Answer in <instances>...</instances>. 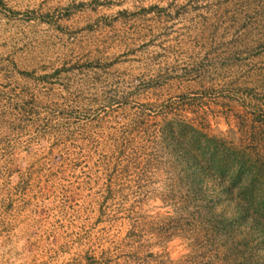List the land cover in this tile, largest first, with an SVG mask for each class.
<instances>
[{
    "label": "rangeland",
    "instance_id": "1",
    "mask_svg": "<svg viewBox=\"0 0 264 264\" xmlns=\"http://www.w3.org/2000/svg\"><path fill=\"white\" fill-rule=\"evenodd\" d=\"M167 124L264 201V0H0V264H264L251 173L191 193Z\"/></svg>",
    "mask_w": 264,
    "mask_h": 264
},
{
    "label": "trees",
    "instance_id": "2",
    "mask_svg": "<svg viewBox=\"0 0 264 264\" xmlns=\"http://www.w3.org/2000/svg\"><path fill=\"white\" fill-rule=\"evenodd\" d=\"M175 128V127H173ZM172 124L164 125L161 128L163 131L162 134L169 131V134L175 133L176 144L179 145L181 148L182 145L180 140L184 138L191 140L193 147L196 148L195 152L191 151H184V153H179L176 155V159L178 162H186L188 164V169H190L188 177L190 179V187L191 193L195 194L198 188H203L204 185L211 181L217 185H220V182L217 178L223 180L225 178H229L231 181L228 183V187L233 189L237 183L239 182L241 176L245 173H251L252 169L254 170L255 165L257 166L256 162H253L250 157L244 159L241 153H236L234 151L222 148L220 143L210 137L201 136L199 131H193L192 134L187 138L188 131L192 129L187 127L183 128V126H179L175 128V132L172 130ZM177 146V148L179 149ZM258 169H256L255 174L251 173L250 179L248 180V184L242 185L243 187L240 188L239 195L243 196V202L237 203L234 207V220H239L240 225H243L244 219L249 215L252 216L251 210H256V204L262 205V199L258 203H255V196L254 194V183L257 180ZM222 185V184H221ZM224 193H228L227 188L225 187ZM264 193V192H263ZM264 199V197H262ZM254 218V217H253ZM251 219V218H250ZM255 227L264 232V219H255ZM252 222V224H253ZM231 226V225H230ZM229 228V227H228Z\"/></svg>",
    "mask_w": 264,
    "mask_h": 264
}]
</instances>
